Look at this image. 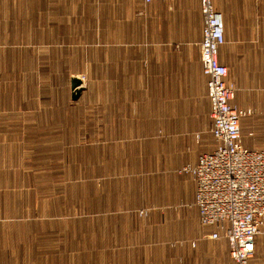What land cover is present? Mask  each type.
Returning <instances> with one entry per match:
<instances>
[{
  "label": "rangeland",
  "instance_id": "obj_1",
  "mask_svg": "<svg viewBox=\"0 0 264 264\" xmlns=\"http://www.w3.org/2000/svg\"><path fill=\"white\" fill-rule=\"evenodd\" d=\"M36 1L0 0V264H184L200 241V225L184 233L195 206L166 200L162 172L143 171L140 156L126 154L131 139L102 131L103 34L111 15L132 22L143 0H51L75 7L65 25L39 21ZM255 30L237 34L262 38ZM247 47L264 53V44ZM242 63L227 64L235 98L264 105V59ZM256 241L252 264H264V228Z\"/></svg>",
  "mask_w": 264,
  "mask_h": 264
},
{
  "label": "crops",
  "instance_id": "obj_2",
  "mask_svg": "<svg viewBox=\"0 0 264 264\" xmlns=\"http://www.w3.org/2000/svg\"><path fill=\"white\" fill-rule=\"evenodd\" d=\"M50 2H34L38 4L31 10L38 13L39 21L44 17L43 22L48 19L60 25L63 20L65 25L75 14L72 10L75 7L70 4L61 6V2ZM215 4L229 26L233 20L235 28L232 31L225 28L226 42H231L233 49L221 53L225 42L219 50L220 62L227 67L233 63L241 68L243 59H264L263 52L247 49L248 43L264 44V0H216ZM142 6L143 12L132 22H125L120 13L111 15L115 18L113 31L110 33L108 29L103 34V135L131 139L132 145L126 154L140 156V165L146 173L162 172L166 179L163 190H168L166 200H181L195 206L196 217L184 215V233H191L193 223L198 224L200 228L195 236L200 241L194 250L186 247L184 264H235L225 237L226 226L201 221L195 205L194 177L186 172L176 173L184 166L196 164L200 154L212 152L216 147L208 76L203 71L200 55L204 26L200 1L174 0L168 4L164 0H152L143 1ZM109 14L106 10L103 16L108 19ZM244 26L255 27L262 38L241 37L237 33ZM246 67L249 68V63ZM240 96L232 104L253 110L252 115L241 119L242 141L251 149L264 148V105ZM111 123H117V129ZM214 232L224 236L223 239L202 240L204 235Z\"/></svg>",
  "mask_w": 264,
  "mask_h": 264
},
{
  "label": "built area",
  "instance_id": "obj_3",
  "mask_svg": "<svg viewBox=\"0 0 264 264\" xmlns=\"http://www.w3.org/2000/svg\"><path fill=\"white\" fill-rule=\"evenodd\" d=\"M199 1L204 21L200 55L208 76L216 147L200 154L196 164L184 166L182 171L196 181L195 205L201 221L226 226L234 263L252 264L256 239L264 228V148L251 149L242 141L241 119L252 111L232 104L235 87L228 80V67L219 59L220 47L226 42L224 15L216 0ZM220 236L218 232L210 235L215 239Z\"/></svg>",
  "mask_w": 264,
  "mask_h": 264
},
{
  "label": "water",
  "instance_id": "obj_4",
  "mask_svg": "<svg viewBox=\"0 0 264 264\" xmlns=\"http://www.w3.org/2000/svg\"><path fill=\"white\" fill-rule=\"evenodd\" d=\"M72 85L74 88L73 93H72V98L74 100H77L83 92V86H82L81 80L77 77L73 78Z\"/></svg>",
  "mask_w": 264,
  "mask_h": 264
}]
</instances>
